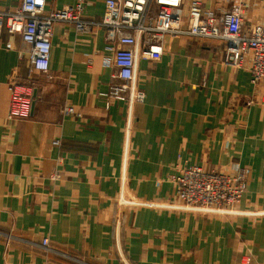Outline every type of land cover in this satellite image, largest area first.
<instances>
[{
	"label": "crops",
	"instance_id": "0c3cea01",
	"mask_svg": "<svg viewBox=\"0 0 264 264\" xmlns=\"http://www.w3.org/2000/svg\"><path fill=\"white\" fill-rule=\"evenodd\" d=\"M20 1L0 0V12ZM103 1L84 0L82 28L54 22L48 71L29 80L27 118H7L9 83L27 80V49L0 28V264H264V215L180 214L118 199L168 200L181 169L237 164L249 177L238 207L264 211V82L227 65L222 40L165 34L161 58L139 61L145 99L129 110L104 96L113 82L105 60L120 45L95 23ZM196 1L210 15L234 2ZM75 3L46 0L45 12ZM244 9L245 33L264 25V0Z\"/></svg>",
	"mask_w": 264,
	"mask_h": 264
},
{
	"label": "built area",
	"instance_id": "2783aa9c",
	"mask_svg": "<svg viewBox=\"0 0 264 264\" xmlns=\"http://www.w3.org/2000/svg\"><path fill=\"white\" fill-rule=\"evenodd\" d=\"M104 12L97 22L105 28L108 42L120 45L105 65L113 68L112 84L104 96L123 101L129 110L133 104L143 102L144 91L138 86V64L140 60L158 61L162 55L161 41L166 34H187L200 38L219 39L224 42V62L234 68L247 66L251 82H264V25H253L245 33L242 28L245 0H234L220 15H210L201 9L200 2L193 0L184 5L183 0H104ZM84 0H76L73 6L45 12L46 0H21L17 8L0 12V28L10 34H19L26 46L29 61L27 80L9 83L10 120L29 117L33 97L29 80L34 72H46L49 68L51 30L56 21L75 22L82 28L86 22L80 19ZM154 9V23L145 22ZM63 112L72 114V108ZM181 175V174H180ZM182 178L194 184L204 183L207 195L212 185L228 179L227 174H210L199 168L187 167ZM244 170L237 168L235 178H244ZM176 183V182H175ZM177 185V183H176ZM123 197V192H120ZM130 205L148 206L147 201H127ZM161 207V205H158ZM163 207V206H162ZM174 208V206H169ZM42 246L49 249L44 238Z\"/></svg>",
	"mask_w": 264,
	"mask_h": 264
},
{
	"label": "rangeland",
	"instance_id": "374dc122",
	"mask_svg": "<svg viewBox=\"0 0 264 264\" xmlns=\"http://www.w3.org/2000/svg\"><path fill=\"white\" fill-rule=\"evenodd\" d=\"M248 7L249 5H247V9ZM196 167L202 170L203 172L210 174H227L228 179L223 180L218 185H212L210 196H208L207 192L204 191L206 190V182L202 184L199 183L197 185L194 184V182L192 181L187 182L185 179L181 178L179 181L178 179L174 181L175 191L174 196L171 199L160 201L147 199L143 200L138 197H135L134 195H125L123 192L122 198L120 197L119 193V203L124 206H130L132 208H140L146 206L130 205L127 203V201H147L149 202V205L147 206L148 208L150 207L157 210L178 212L180 214L209 215L212 217L220 218H233L235 216L257 217L264 215V211H247L242 210L238 207V204L241 201L243 194L247 191L249 177L247 172L244 170L246 173V176L244 178H235L236 169L238 168L237 164L232 165L229 171H208L203 169L201 166L196 165ZM184 169L185 168L180 170L179 175H182V171ZM175 182L177 183V185ZM158 205H161V207ZM169 206H174V208ZM242 261L246 264H250V257L244 256Z\"/></svg>",
	"mask_w": 264,
	"mask_h": 264
}]
</instances>
